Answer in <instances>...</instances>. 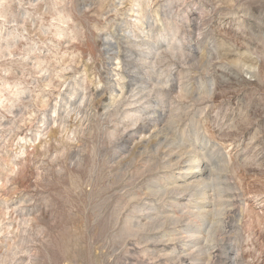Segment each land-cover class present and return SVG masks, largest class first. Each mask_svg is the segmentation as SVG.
Wrapping results in <instances>:
<instances>
[{"label": "rangeland", "instance_id": "374dc122", "mask_svg": "<svg viewBox=\"0 0 264 264\" xmlns=\"http://www.w3.org/2000/svg\"><path fill=\"white\" fill-rule=\"evenodd\" d=\"M225 247L264 264V0H0V264Z\"/></svg>", "mask_w": 264, "mask_h": 264}, {"label": "bare ground", "instance_id": "6f19581e", "mask_svg": "<svg viewBox=\"0 0 264 264\" xmlns=\"http://www.w3.org/2000/svg\"><path fill=\"white\" fill-rule=\"evenodd\" d=\"M156 93V92H155ZM193 153V152H192ZM189 158V160L190 159H192L191 161L192 162H194V161H196L197 162V168L199 169V171L198 172H203L204 171V168L205 167H201V160L203 159L202 157H200V154H198L196 151L193 153V155L191 156V157H188ZM186 162V161H185ZM195 163V162H194ZM207 170V169H206ZM218 194V193H217ZM220 197V196H219ZM204 198L207 200V199H209V196L207 195V194H205L204 195ZM222 209V208H221ZM219 210V211H222V212H225L224 210ZM241 211H240V214L242 215L243 214V212H244V209L241 207V209H240ZM213 212V210H209L208 209V207H207V209H205V210H202V211H200L197 215H199V216H202L203 217V219H204V221L205 222H208V217L206 218V216H208V215H210L211 213ZM223 214H225V213H223ZM213 215V214H212ZM238 220H240V219H238ZM229 224H230V229L229 230H231V229H234L233 227H235V224H232V223H230L229 222ZM208 231V230H207ZM224 231H226L225 229H224ZM212 239V238H211ZM207 240V239H206ZM210 241V240H209ZM211 244V243H210ZM213 244V243H212ZM235 245V244H234ZM236 245H237V243H236ZM233 247H237V246H233ZM224 249V251H222L220 254V262H221V264H234V263H236V261H237V258L239 257V253L240 252H236V250L234 249H230V247H225V248H223ZM239 250V249H238ZM222 254H224V256L223 257H221L222 256ZM211 256V255H210ZM219 258V257H218ZM222 258H224V259H222ZM217 260V259H216Z\"/></svg>", "mask_w": 264, "mask_h": 264}]
</instances>
